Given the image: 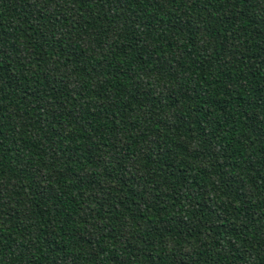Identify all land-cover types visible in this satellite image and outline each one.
I'll use <instances>...</instances> for the list:
<instances>
[{"label":"trees","instance_id":"obj_1","mask_svg":"<svg viewBox=\"0 0 264 264\" xmlns=\"http://www.w3.org/2000/svg\"><path fill=\"white\" fill-rule=\"evenodd\" d=\"M0 264H264V0H0Z\"/></svg>","mask_w":264,"mask_h":264}]
</instances>
